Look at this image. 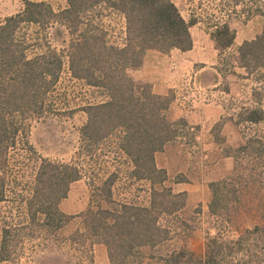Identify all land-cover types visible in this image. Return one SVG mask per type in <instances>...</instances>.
<instances>
[{
	"label": "trees",
	"instance_id": "obj_1",
	"mask_svg": "<svg viewBox=\"0 0 264 264\" xmlns=\"http://www.w3.org/2000/svg\"><path fill=\"white\" fill-rule=\"evenodd\" d=\"M23 1V10L0 21V201L7 196L10 149L23 140L38 155L29 139L31 124L56 112L54 94L66 64L74 78L107 94L106 100L81 109L87 114L81 137L89 157L101 142L118 134L117 147L132 163L127 177L151 185L146 189L148 203L136 194L118 198L115 183L120 175L112 172L91 185L88 209L70 215L59 204L72 183L84 176L82 166L38 155L34 192L26 200L28 223L3 227L0 264L19 263L25 229L58 232L76 217L81 221L71 240L89 247L92 264L95 244L107 247L111 264H264V25L232 55V63L255 85L250 101L231 115L242 141L234 146L215 137L223 155L233 159V168L209 184L216 233L206 237L204 251L198 253L189 240L195 219L183 213L187 192L167 185V169L156 162V153L169 143L190 134L195 140L196 127L185 117H171V95L155 93L151 83L130 73L143 66L149 49L191 50L197 18L187 20L174 0H67L59 11L44 0ZM105 9L125 18L122 39L114 40L104 26ZM254 13L264 17V2L257 3ZM57 23L71 36L64 49L48 33ZM212 38L223 53L235 45L236 32L223 23L216 25Z\"/></svg>",
	"mask_w": 264,
	"mask_h": 264
},
{
	"label": "rangeland",
	"instance_id": "obj_2",
	"mask_svg": "<svg viewBox=\"0 0 264 264\" xmlns=\"http://www.w3.org/2000/svg\"><path fill=\"white\" fill-rule=\"evenodd\" d=\"M44 1L56 11L67 5V0ZM174 1L187 20L197 18L198 22L191 27V32L196 49L205 54L208 67L202 70L201 80L195 84L194 79L187 81L178 95L173 92L166 94L171 95L174 101L175 97L178 98L177 104L172 103L171 117H185L190 125L196 127V139L192 140L190 134L169 143L163 151L156 153V162L159 167L167 169V185H172L177 192H187L188 203L183 213L195 219V228L189 240L193 249L202 253L206 237L216 233V221L208 207L211 198L209 184L227 176L233 168V159L223 155V146L215 141V137L219 135L225 138L227 144L234 146L242 141L231 115H236L242 103L250 101L251 87L255 85L254 79L248 78L242 67L232 63V55H237V49L244 41L254 39L262 32L264 17L255 14L254 9L257 3L264 0ZM24 6L23 0H0V21L20 12ZM101 11L103 24L110 30L112 38L122 39L125 18L110 9ZM223 23H229L235 30L236 42L232 48L221 53L212 32L216 25ZM48 33L58 48L69 46L71 36L65 26L54 24ZM171 64L173 68L177 67L175 62ZM198 65L201 64H197L196 68H199ZM134 70L130 71L133 76L137 75ZM54 95L56 112L34 119L29 139L38 155L78 163L83 168L84 176L72 183L68 196L60 201V209L70 215L86 211L91 203V185H99L112 172H119L120 175L115 183L116 197L136 194L140 202L148 203L146 189L151 185L150 181L127 177L132 163L117 147L118 134L101 142L91 152L94 157H89L88 148L84 146L81 127L87 121V114L81 109L89 103L106 100V91L74 78L66 64ZM221 111L223 115L219 118ZM218 122L222 125L214 129ZM9 155L7 196L0 201V239L5 225L16 228L28 223L26 200L34 192L39 165L38 155L26 149L23 140L16 148L10 149ZM178 179H185L186 182H177ZM80 221L81 218L76 217L58 232L39 234L37 229H25L18 264H92L89 247H82L71 240Z\"/></svg>",
	"mask_w": 264,
	"mask_h": 264
},
{
	"label": "crops",
	"instance_id": "obj_3",
	"mask_svg": "<svg viewBox=\"0 0 264 264\" xmlns=\"http://www.w3.org/2000/svg\"><path fill=\"white\" fill-rule=\"evenodd\" d=\"M196 47V41L194 40L193 48L188 51H181L177 48L169 52L149 49L146 52L143 66L134 70L137 72V75L134 74V76L148 80L152 84L153 91L157 94L166 95L173 92L178 95L187 81L194 79L195 84L199 79L201 80L202 70L208 67L205 54L200 53ZM172 62L176 63V68L171 66ZM197 64H201L198 65L199 68H196ZM217 74L220 76L219 73ZM177 100L178 98L175 97V104H177ZM221 115H223V111L219 113V118ZM93 257V264H111L107 247L104 244H95Z\"/></svg>",
	"mask_w": 264,
	"mask_h": 264
}]
</instances>
